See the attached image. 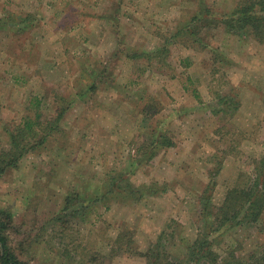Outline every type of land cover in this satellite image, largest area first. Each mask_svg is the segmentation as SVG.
<instances>
[{
    "label": "rangeland",
    "instance_id": "obj_1",
    "mask_svg": "<svg viewBox=\"0 0 264 264\" xmlns=\"http://www.w3.org/2000/svg\"><path fill=\"white\" fill-rule=\"evenodd\" d=\"M243 1L0 0V160L27 118L39 134L0 174L10 244L29 264H148L153 248L186 259L204 189L221 205L264 157V40L223 23ZM159 130L174 144L136 162ZM122 173L165 190L88 201ZM209 239L247 263L264 211Z\"/></svg>",
    "mask_w": 264,
    "mask_h": 264
},
{
    "label": "trees",
    "instance_id": "obj_2",
    "mask_svg": "<svg viewBox=\"0 0 264 264\" xmlns=\"http://www.w3.org/2000/svg\"><path fill=\"white\" fill-rule=\"evenodd\" d=\"M255 4L261 6L260 11H253ZM223 16V23L229 27V31L230 29L236 30L238 33L241 31V34H247V32L250 31L261 40H264V0H252L249 5L246 4L245 0L238 5L232 15L227 13L223 14ZM134 54L137 55L136 53ZM95 85H97L96 81H92L89 87L88 85L87 87L89 90H93ZM65 111L66 108H61L55 121L46 123V128L43 129V138L41 140L44 141L47 138L45 132L48 134V132L53 130L52 128L57 126V121L62 118ZM39 117L38 114L37 118ZM35 120L36 118H27V122H22L19 129L12 133V147L9 153L7 155L4 154L2 160H0V174L5 169L2 167V164L3 166L5 164L15 166L18 160L25 155L23 152L26 147L23 145H27L24 141L27 139L28 135L38 138L37 136H39V134L34 126ZM152 134L154 136L153 140L151 142L148 141L147 145L140 146L137 149L139 156L134 157L136 162L150 160L157 153V148L174 144L171 136L167 135L164 130H159L158 133L152 132ZM41 142L42 141H39L37 144ZM34 144L35 143H30L29 146H34ZM127 174L128 173H122L119 174V176L112 175L106 184L100 188V190L98 189V193L94 192V194L89 197L88 201L95 203L110 197L116 198L120 194L127 195L129 192L131 195H134L139 193L143 194V191L155 192L161 188L165 190V187L159 186L157 183L133 186L129 182L125 183V185H121L120 181H125L124 177L127 176ZM212 175H216V173H212ZM213 189V182H211L199 197L201 204L200 216L205 224L204 227H201V232L198 234V237L189 247L188 254L184 255L186 259L177 260L172 257L171 253L160 252L153 248L146 253L149 258L148 264H194L190 263L189 260L196 258L200 260L199 264H218V262H220V264H264V249L259 252H252L249 255V261L247 263H242L235 255V251L229 253L224 252V250L218 251L219 249L214 247L213 242L209 239V236H212V239H217L224 232H229L235 227H240L242 225L248 227V224H255L261 218L264 211V157L256 162L255 172L253 176L248 179L247 184L240 188H231L226 193L221 205L217 206L213 203ZM72 198V201L83 200V197L79 196H73ZM90 205L91 204H89V206ZM209 216L212 219H209ZM11 222H13L11 211L6 208H0V264H29L26 259L21 257L16 248L10 244L9 230L11 228ZM206 223H210V225Z\"/></svg>",
    "mask_w": 264,
    "mask_h": 264
}]
</instances>
